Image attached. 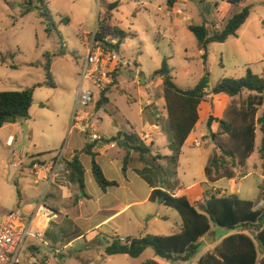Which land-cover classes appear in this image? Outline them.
Returning <instances> with one entry per match:
<instances>
[{
  "label": "rangeland",
  "instance_id": "1",
  "mask_svg": "<svg viewBox=\"0 0 264 264\" xmlns=\"http://www.w3.org/2000/svg\"><path fill=\"white\" fill-rule=\"evenodd\" d=\"M29 1L37 0H0V53L17 54L15 60L0 65V92L21 91L44 83V55L58 54L62 48L63 55L53 58L52 73L56 88L43 86L35 89L30 119L0 129V220L11 211L20 210L27 215L37 209L43 186L32 185V174L23 167L30 164L31 157L44 154L40 158L49 159L67 144L69 149H80L90 141L81 133L71 134L70 127L78 98L81 66L100 23L105 27L109 43L117 42L113 36L115 29L130 35L123 40L118 51L122 62L118 65L117 85L107 93L109 102L98 109V100L89 109L97 133L111 143L118 137V132L124 134L129 131L150 145L151 140L146 139V134L150 132L152 135L149 124L153 123L162 124L161 130L169 134L163 110L162 80L154 76L164 59H168L175 82L182 89L194 88L203 78L206 66L210 73V90L224 78L245 77L249 69L264 78V0H245L241 5H231L222 0H182L173 9L167 6V0H48V11L56 26L51 36L46 32L47 25L39 12L29 10ZM114 2H119V6L109 13L107 6ZM248 6L251 7V15L238 36L229 38L225 43L211 44L205 64L203 53L188 26L206 21L210 33L220 31L234 14ZM174 8H182L183 14H177ZM249 95L246 92L231 99L228 104L239 107ZM217 103L220 104V100L217 99ZM225 110L210 113L215 118L213 124L217 117L224 116ZM263 112L264 106L259 108L258 115ZM209 123L210 117L206 116L200 131L195 132L194 141H199L201 146L187 145L179 174H175L173 166L166 160H151L149 164L154 171L149 177L165 181L178 179L185 186L206 182L205 166L214 144L210 137H202L201 134H210ZM10 136L16 139L12 148L6 145ZM161 139L153 137L154 141H160L159 147L152 150L156 155L163 156L168 152L165 147L167 139L163 136ZM100 145L104 147L106 142ZM115 147L122 149L120 145ZM133 155L137 157V154ZM82 161L86 167L90 166L89 157H83ZM135 162L138 163L137 158ZM260 164L256 151L243 171L245 177L224 179L209 186L221 194L225 192L222 195H237L243 200L253 201L256 206L263 205L264 177L260 174ZM65 191L69 193L68 189ZM90 191L93 193L92 189ZM46 202L44 206L50 208L51 203ZM158 207L172 217H178L175 210L154 206L155 209ZM140 212L142 208H136L129 214ZM120 222L121 234L130 230L124 221ZM72 228L71 223L67 229L71 231ZM51 233H58L60 237L64 234L55 229ZM234 233L213 225L205 245L213 250L217 242ZM35 241L40 246H30L27 250L25 247L22 264L44 262L41 249L46 251L50 264H144L154 259L151 247H147L137 259L126 255L108 257L105 252L108 245L103 238L91 248L86 247L84 240L77 242L73 255L62 259L55 257L42 241ZM206 252L201 246L191 261L176 264H197Z\"/></svg>",
  "mask_w": 264,
  "mask_h": 264
},
{
  "label": "trees",
  "instance_id": "2",
  "mask_svg": "<svg viewBox=\"0 0 264 264\" xmlns=\"http://www.w3.org/2000/svg\"><path fill=\"white\" fill-rule=\"evenodd\" d=\"M180 1L182 0H167V6L173 8ZM222 1L231 5H241L245 2V0ZM28 5L29 10L35 9L39 12L47 25L46 32L51 36L56 26L48 11V0L29 1ZM118 6L119 2L111 3L107 6V11L110 13ZM250 15L251 7H244L226 22L223 29L213 33L209 32L206 21L200 25L188 26V30L197 40L200 51L203 52L202 57L205 64L209 46L214 43H225L229 38L237 37ZM104 29V25L100 23L95 35L96 41L116 51H119L123 40L130 36L122 30L115 29L113 36L117 42L112 44L106 41ZM60 53L44 55L46 60L44 64L46 81L44 83L21 91L0 92V129L6 125L30 119V109L36 88L43 86L56 88L52 65L53 58L63 55V48ZM16 58L17 54L13 52L0 53V65H6ZM11 67L16 69L12 64ZM117 74L118 68L112 74L113 84L101 94L97 102L98 109L109 102L107 93L111 87L117 85ZM154 76L162 80L167 125L170 130L168 140L171 156H153V144L149 145L142 141L136 133L119 134L114 139L125 151L122 160L123 176H127L134 160L133 153L137 154L138 162L143 165V169L139 171L140 175L155 188L151 195V202L175 210L181 219V223L174 226L170 235L146 237L145 240L149 244L147 247L153 249L155 257L166 262L173 264L189 262L201 248V239L210 235L213 225H217L235 233L225 237L215 249L202 256L197 264H264V206L257 208L253 201L243 200L237 195H222L220 191H215L209 186L224 179L235 180L237 177H245L243 171L247 161L256 151L261 160V175L264 177V112L258 115L259 108L264 106V78L249 69L245 77L224 78L214 89L210 90V73L206 66L203 78L194 88L182 89L175 82L168 59L163 60L161 68L154 73ZM246 92L250 93L246 101L239 107L233 103L228 104L223 118H216L217 131H211L209 134L214 149L205 166L207 183L204 186L202 200L192 204L185 196L176 197L175 192L179 188L178 180L165 181L162 178L151 179L149 177L150 172L154 171L149 164L151 160H166L177 174L183 148L200 120L203 102H209L213 106L215 96L224 95L234 99ZM102 142L111 143L104 138ZM94 143L88 140L81 151H77L72 158L66 161L70 183L78 185L82 191H85L86 170L80 160V155L86 154L91 157L93 177L99 187L103 191L111 187H119L118 181H110L105 176L97 161L98 153L94 152ZM43 155L33 156L31 159L38 160ZM154 180L157 186H154ZM18 195L20 198L19 191ZM131 241L132 239H128L127 243L112 241L106 247V255L109 257L126 255L134 259L139 258L147 247L130 249ZM144 264L159 263L149 260Z\"/></svg>",
  "mask_w": 264,
  "mask_h": 264
},
{
  "label": "crops",
  "instance_id": "3",
  "mask_svg": "<svg viewBox=\"0 0 264 264\" xmlns=\"http://www.w3.org/2000/svg\"><path fill=\"white\" fill-rule=\"evenodd\" d=\"M217 99L220 100V104L217 103ZM162 100L165 106L164 99ZM230 100L231 99L229 97L220 95L214 97L213 106L209 102H203L201 104L200 120L183 148V154L177 174H179L178 171L181 166L185 149L187 148V145L193 144L194 139H196L195 132L200 131L206 116L207 118L211 117L210 113H212L213 110L216 112L224 111ZM163 110L166 112L164 115H166L167 118L166 107ZM217 118L221 119L223 118V115ZM149 125L152 130V135L148 132L146 134V139L151 140L150 144H153V148L155 149L159 147L158 142L163 140L161 139V136L166 138L167 143L165 144V147L168 148V152L163 154V156H171L172 153L169 149L170 142L168 140V133L161 130L162 124L154 123ZM209 129L210 132H216L218 124L215 122ZM125 133L130 134L129 131ZM119 134H123V132H118L117 135ZM206 135L209 138L208 134H201L202 137ZM154 136L158 137L160 140L154 141ZM103 138L105 137L103 136ZM85 144H83L80 149L70 147L68 151L69 158H72L77 151H81ZM94 144V152L98 153L97 161L102 167L105 176L110 181H118L120 186L111 187L106 191H103L93 177L91 157L86 154L80 155L82 163L83 157H89L91 160L89 167H86L83 163L86 170L85 191H82L78 185L73 184L66 187H51L46 197V201H48L46 203H51V205L48 204L50 208L46 207L37 217L39 227L45 231V238L42 242L44 246L52 250L55 257L59 256L60 258L65 259L72 256L75 244L81 240H84L86 247L91 248L92 246L100 243V238H103L107 245H110L111 242L114 241L112 238L114 233L126 238L127 241L128 239H145L148 236H166L172 233L176 224L181 223L179 215L178 217H172L167 214L164 209L162 210L159 207V209L154 208L156 205H164L151 202V195L155 188H153L151 184H149V182L140 175L139 171L143 169V165L140 162H135V158L137 157L132 155L134 160L128 170L127 176L124 177L122 173V160L125 155V151L123 148L118 149V147H111V144H115V146L118 145V141L106 144L104 147L97 142ZM152 155L156 156L155 153H152ZM178 182L179 188L175 192L176 197L185 196L192 204L203 199L204 186L207 181L189 184L188 186L182 184L180 180H178ZM157 185L156 180H154V186ZM75 187L77 189H75ZM65 189H68L69 193H66ZM90 189L93 190V193ZM224 193L225 192H222V194ZM263 206L264 204L258 205L257 208H261ZM136 208H142V212L130 215L129 213ZM120 221H124L125 225L130 227V230L121 234L119 232V230L122 229ZM152 221L153 224H151ZM71 223L73 224V228L70 231L67 228ZM54 229L57 230V232L60 231L64 233L63 236L60 237L58 233L56 235L52 234L51 232H54ZM35 240L36 239H31V241L27 244L26 250L30 246H40ZM201 242V246L204 247L207 252L212 250L210 247L205 245V237L201 239ZM217 243L220 244L221 242ZM33 249L36 251L38 250L37 248ZM40 254L42 258H44V262L39 261V263L50 264L46 251H42L41 249ZM151 260H155L159 264L166 262L155 256L154 259ZM165 264L173 263L166 262Z\"/></svg>",
  "mask_w": 264,
  "mask_h": 264
},
{
  "label": "built area",
  "instance_id": "4",
  "mask_svg": "<svg viewBox=\"0 0 264 264\" xmlns=\"http://www.w3.org/2000/svg\"><path fill=\"white\" fill-rule=\"evenodd\" d=\"M174 11L177 14H183L182 8H174ZM87 49L88 53L80 70V86L70 133H81L90 141L101 144L103 138L92 125L89 109L113 84L112 74L116 72L122 61L118 51L105 47L101 42L96 41L95 37ZM15 140L14 136H10L6 143L7 147L12 148ZM193 144L197 147L201 146V143L196 140ZM111 147H115V144H111ZM68 151L67 144L56 151L51 158L38 160L30 158V164L23 166L32 174V185L43 186V194L39 198L35 212L25 215L22 211L15 210L0 220V264H22L21 257L25 252L27 242L30 239L44 240L45 231L39 227L37 217L46 208L44 203L51 187L71 185L66 168V161L70 159ZM14 166L19 167L18 164ZM112 238L121 243H127L126 238L116 233L112 235Z\"/></svg>",
  "mask_w": 264,
  "mask_h": 264
},
{
  "label": "water",
  "instance_id": "5",
  "mask_svg": "<svg viewBox=\"0 0 264 264\" xmlns=\"http://www.w3.org/2000/svg\"><path fill=\"white\" fill-rule=\"evenodd\" d=\"M215 118L213 116L210 117V123L209 127H212V124L214 122ZM124 146H126L124 144ZM208 237H205V240H207ZM149 244L145 239H133L130 243V249H133L135 247H147Z\"/></svg>",
  "mask_w": 264,
  "mask_h": 264
}]
</instances>
